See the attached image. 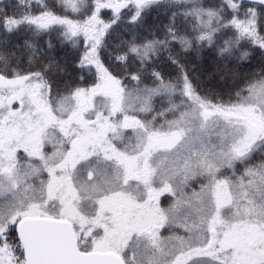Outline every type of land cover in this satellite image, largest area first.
I'll list each match as a JSON object with an SVG mask.
<instances>
[{"label":"snow or ice","instance_id":"snow-or-ice-1","mask_svg":"<svg viewBox=\"0 0 264 264\" xmlns=\"http://www.w3.org/2000/svg\"><path fill=\"white\" fill-rule=\"evenodd\" d=\"M0 264H264V0H0Z\"/></svg>","mask_w":264,"mask_h":264}]
</instances>
